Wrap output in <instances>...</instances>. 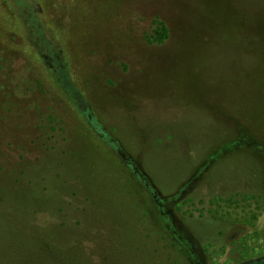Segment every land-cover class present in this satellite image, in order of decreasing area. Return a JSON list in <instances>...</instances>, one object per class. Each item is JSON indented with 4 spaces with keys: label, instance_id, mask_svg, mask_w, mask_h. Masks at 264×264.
<instances>
[{
    "label": "rangeland",
    "instance_id": "374dc122",
    "mask_svg": "<svg viewBox=\"0 0 264 264\" xmlns=\"http://www.w3.org/2000/svg\"><path fill=\"white\" fill-rule=\"evenodd\" d=\"M0 264H264V0H0Z\"/></svg>",
    "mask_w": 264,
    "mask_h": 264
},
{
    "label": "trees",
    "instance_id": "16d2710c",
    "mask_svg": "<svg viewBox=\"0 0 264 264\" xmlns=\"http://www.w3.org/2000/svg\"><path fill=\"white\" fill-rule=\"evenodd\" d=\"M149 41L151 43H162L168 36L167 27L162 22H156Z\"/></svg>",
    "mask_w": 264,
    "mask_h": 264
}]
</instances>
